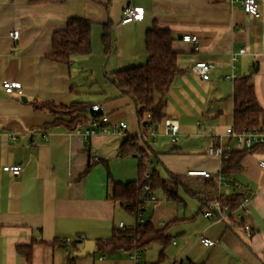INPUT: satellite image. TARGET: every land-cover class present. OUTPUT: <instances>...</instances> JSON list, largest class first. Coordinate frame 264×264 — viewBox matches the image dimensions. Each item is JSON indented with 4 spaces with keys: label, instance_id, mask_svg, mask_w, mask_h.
Here are the masks:
<instances>
[{
    "label": "crops",
    "instance_id": "crops-1",
    "mask_svg": "<svg viewBox=\"0 0 264 264\" xmlns=\"http://www.w3.org/2000/svg\"><path fill=\"white\" fill-rule=\"evenodd\" d=\"M256 1L258 16L225 0H0V264H79L73 256L86 240L95 241V258L91 262L89 254L81 264H133L124 249L103 253L96 243L110 238L120 222L137 226L138 209L127 210L112 198V190L115 183L137 178L138 157H123L121 145L137 138L142 124L135 101L121 92L112 74L147 62L146 33L154 24L172 32L178 54L181 72L165 96L163 113L178 120L179 140L166 135L162 124L156 139L137 143L150 148L151 166L163 178H179L180 201L158 189L152 192L157 200L144 204L145 222L170 237L167 245H146L144 262L264 264V174L259 167L264 143L245 155L239 172L223 174L229 186L219 178L222 160L208 154L215 139L232 142L226 130L233 126L237 78L254 73L264 131V0ZM128 6L143 8V19L123 23ZM70 17L91 20L92 51L70 64L55 62L48 57L52 35ZM106 24L111 25L109 52L102 42ZM14 29L20 32L16 42L9 37ZM187 34L198 36V50L183 40ZM198 61L212 64L209 79L191 72ZM6 81L21 83L22 93H7ZM37 101L100 103L111 120L127 122V134L85 138L63 124L50 125L55 117L35 108ZM94 157L99 161L92 164ZM6 164H21V173L4 171ZM191 169L211 176L189 175ZM239 188L253 194L251 214L243 221L203 215L206 200L226 198ZM240 222L251 224V239L244 238ZM201 236L214 244H203ZM28 246L30 261L20 249Z\"/></svg>",
    "mask_w": 264,
    "mask_h": 264
},
{
    "label": "trees",
    "instance_id": "trees-1",
    "mask_svg": "<svg viewBox=\"0 0 264 264\" xmlns=\"http://www.w3.org/2000/svg\"><path fill=\"white\" fill-rule=\"evenodd\" d=\"M34 3L56 2L58 0H30ZM92 22L86 17H70L64 29L57 30L52 35V50L48 57L59 63L70 64L75 56L89 55L92 51ZM174 36L167 28L154 24L147 30L145 45L148 52L146 63L121 68L115 71L113 81L121 92L130 96L137 105V113L142 129L146 128L148 120L146 113L152 112L151 122L160 126L165 120L163 113L165 96L175 77L181 72L178 64V54L173 50ZM102 42L106 52L111 48V25L106 24ZM254 74V73H253ZM253 74L237 78L234 82V115L233 127L236 131L244 129H262L263 108L257 98ZM35 108L45 110L55 117L50 125L63 124L69 130H75L77 125L90 116V104L73 102L70 105L56 104L51 101L34 102ZM123 141L121 155L123 157H138V175L133 181L125 184L115 183L112 198L121 202L130 212H135L144 195L162 190L169 200L180 201L178 195V177L171 175L174 182L163 178L156 167L151 166L152 154L148 146H140L138 138ZM142 141V140H141ZM250 150L235 149L227 159H224L222 174L231 176L242 169V161ZM148 173V176L146 174ZM150 184V190L145 191V185ZM242 194L235 193L222 201L223 207L235 208L241 201ZM159 242L167 245L170 237L164 230H156L151 222L146 221L135 228H115L113 235L97 241V249L103 253H115L133 246L143 247ZM30 261L32 248H20ZM78 252V250H76ZM188 264V263H187Z\"/></svg>",
    "mask_w": 264,
    "mask_h": 264
},
{
    "label": "built area",
    "instance_id": "built-area-1",
    "mask_svg": "<svg viewBox=\"0 0 264 264\" xmlns=\"http://www.w3.org/2000/svg\"><path fill=\"white\" fill-rule=\"evenodd\" d=\"M229 4H240L244 12L259 15L260 5L256 0H225ZM144 17V10L141 7L128 6L124 10V16L122 18L123 23H129L133 21L142 20ZM20 32L17 29L12 30L9 33V37L13 42L19 39ZM183 40L194 44V49L198 50V36L193 34H187L183 36ZM245 52L242 49L239 53L243 54ZM236 59V55L234 57ZM212 68V64L206 61H198L190 66V70L194 75L200 76L203 79H209V71ZM235 68V66H234ZM233 75H227L226 79L232 78ZM3 87L7 93L16 92L18 94L22 93V85L19 82H9L3 83ZM90 116L87 120L79 123L75 128V132L82 134L85 138L96 134H103L107 136H125L127 134L128 124L124 120L114 121L111 120L109 114L105 111V108L100 103H95L90 105ZM146 118L148 123L145 129H142L137 133V138L142 140L144 138L156 139L159 134L158 125L151 122L152 112L149 110L146 113ZM163 132L166 135H171L174 137L175 141L179 140L180 125L178 120L174 118H165ZM227 136L232 139V142L223 143L220 138L215 139L214 143L208 148V154L211 156L218 157L224 161L230 156V153L236 148L243 150H251L256 145L264 143V131L260 129H244L242 131H236L233 126L227 128ZM15 139V136H12ZM99 158L94 157L91 163L94 164L98 162ZM259 167L264 174V158L259 161ZM3 170L12 173L13 175H19L22 171L21 164H6L3 166ZM189 175H197L209 177L211 173L204 169H191L188 170ZM148 176V173L146 174ZM219 178L223 181L226 186H229V182L222 173L219 174ZM150 190V184L145 185V191ZM242 194V199L240 203L233 209H228L223 207L222 201L225 197H219L215 199H209L205 202V209L203 215L211 220H230L231 218H237L238 220H244L247 216L251 214V203L253 201V194L248 191H243L241 188L238 190ZM157 200L155 194L150 193L144 196L143 201L138 205V211L136 212L137 224L142 226L145 223L144 220V204L148 201L155 202ZM241 231L247 240L251 239L253 236V229L249 222H240ZM119 229H126L124 222H120L118 225ZM200 240L205 245H213L214 242L204 236L200 237ZM147 249V246H133L131 248H124V252L132 260L133 264H147L144 262L143 252ZM103 258V257H102ZM173 264H187L183 261H177Z\"/></svg>",
    "mask_w": 264,
    "mask_h": 264
},
{
    "label": "water",
    "instance_id": "water-1",
    "mask_svg": "<svg viewBox=\"0 0 264 264\" xmlns=\"http://www.w3.org/2000/svg\"><path fill=\"white\" fill-rule=\"evenodd\" d=\"M24 100H26L24 98ZM95 250V241L94 240H86L85 241V244H84V247L79 250L78 252H75L74 254V258L77 257V258H84L86 256H88L89 254L93 253Z\"/></svg>",
    "mask_w": 264,
    "mask_h": 264
},
{
    "label": "rangeland",
    "instance_id": "rangeland-1",
    "mask_svg": "<svg viewBox=\"0 0 264 264\" xmlns=\"http://www.w3.org/2000/svg\"><path fill=\"white\" fill-rule=\"evenodd\" d=\"M95 252H98V251L96 250ZM95 254H96V253H95ZM94 258H95L94 254H91V255L89 256V260H91V262L93 261ZM83 260H85V259L76 258V259L74 260V262H75V263H78V262H79V264H81V262H82Z\"/></svg>",
    "mask_w": 264,
    "mask_h": 264
}]
</instances>
